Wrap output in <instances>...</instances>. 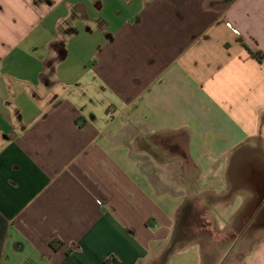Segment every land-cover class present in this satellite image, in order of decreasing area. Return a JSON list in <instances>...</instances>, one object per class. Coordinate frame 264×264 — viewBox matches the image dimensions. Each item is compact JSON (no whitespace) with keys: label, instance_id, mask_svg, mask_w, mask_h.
Returning a JSON list of instances; mask_svg holds the SVG:
<instances>
[{"label":"crops","instance_id":"obj_1","mask_svg":"<svg viewBox=\"0 0 264 264\" xmlns=\"http://www.w3.org/2000/svg\"><path fill=\"white\" fill-rule=\"evenodd\" d=\"M0 214V264H167L200 229L264 264V0H0Z\"/></svg>","mask_w":264,"mask_h":264},{"label":"rangeland","instance_id":"obj_2","mask_svg":"<svg viewBox=\"0 0 264 264\" xmlns=\"http://www.w3.org/2000/svg\"><path fill=\"white\" fill-rule=\"evenodd\" d=\"M190 18L191 16L188 17V19ZM133 142H135V145H138L137 141ZM157 145L161 147L159 142H157ZM162 147L166 148L167 150H165V153L161 150L162 154H160V156L157 153H153V155L146 153L149 159H151V163L149 162V165H151V167H149L155 179H161L162 176L164 181H175L177 179V172H179V174H182L184 173L185 168H188L190 172H193V169L189 165L188 159H186V153L183 148V138L179 139V142L177 143L174 142ZM162 147L161 149H163ZM134 151L136 152V154L138 152L139 156L141 155L139 154L141 153L139 150L133 149V153H135ZM196 213L197 215L199 214L198 206L196 207ZM196 219L199 220L198 216L196 217ZM196 227H199L200 229V224L196 225ZM200 231H202L204 234L195 235L196 237L193 240H195V243L201 247L200 253L202 251L205 255V259H210L213 264H216L220 260H222L224 255L226 253H229V250L231 248L235 250L240 247V245H238L239 241L235 239L234 235H222L220 237L219 235H205L206 232L201 229ZM262 236L264 235H248V239L244 240V244H242V247L247 249L254 247L259 242ZM195 250H189L187 248L179 249L171 254V256L167 260V264H203V259L198 251L199 247L196 251ZM18 257L19 258L15 259L17 264H19V262L25 264L24 261H28V259H25V256L23 255H20ZM226 259L232 264L243 263V260L241 261L240 258H237L234 255L226 256ZM9 263L10 262H6V264Z\"/></svg>","mask_w":264,"mask_h":264},{"label":"trees","instance_id":"obj_3","mask_svg":"<svg viewBox=\"0 0 264 264\" xmlns=\"http://www.w3.org/2000/svg\"><path fill=\"white\" fill-rule=\"evenodd\" d=\"M62 52L63 53L60 54L61 57L64 56L65 51L63 50ZM253 55L259 61L263 59V54L261 52H253ZM6 231H7V220L5 219L3 215L0 214V256H1L2 248H3V242L5 239ZM63 245L64 243L60 241L59 239H53L52 241H50V246L55 250L62 248Z\"/></svg>","mask_w":264,"mask_h":264}]
</instances>
